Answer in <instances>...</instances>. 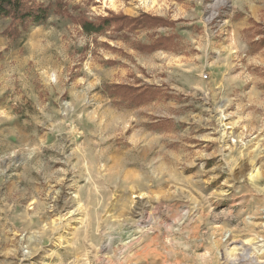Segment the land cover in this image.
I'll return each mask as SVG.
<instances>
[{"label": "rangeland", "instance_id": "rangeland-1", "mask_svg": "<svg viewBox=\"0 0 264 264\" xmlns=\"http://www.w3.org/2000/svg\"><path fill=\"white\" fill-rule=\"evenodd\" d=\"M23 2L48 15L0 17V264H264V0Z\"/></svg>", "mask_w": 264, "mask_h": 264}, {"label": "trees", "instance_id": "trees-1", "mask_svg": "<svg viewBox=\"0 0 264 264\" xmlns=\"http://www.w3.org/2000/svg\"><path fill=\"white\" fill-rule=\"evenodd\" d=\"M47 15L48 8L43 5H27L23 2V0H0V17H9L12 19L15 26H21L24 29L29 25L44 22ZM144 18V16L139 17L140 20H144ZM135 20L137 19H134L133 21ZM144 24L145 23H141L140 26H143ZM99 26L91 28L88 23L83 24L86 31H98ZM169 41H171V37H165L163 39H159L158 42L151 47L164 48L168 45Z\"/></svg>", "mask_w": 264, "mask_h": 264}, {"label": "built area", "instance_id": "built-area-1", "mask_svg": "<svg viewBox=\"0 0 264 264\" xmlns=\"http://www.w3.org/2000/svg\"><path fill=\"white\" fill-rule=\"evenodd\" d=\"M262 217L264 218V209H263V211H262Z\"/></svg>", "mask_w": 264, "mask_h": 264}]
</instances>
